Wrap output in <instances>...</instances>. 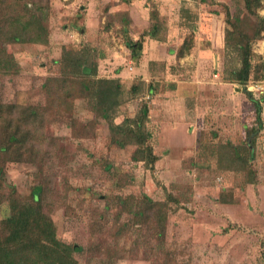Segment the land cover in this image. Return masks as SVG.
Returning <instances> with one entry per match:
<instances>
[{
    "label": "rangeland",
    "instance_id": "374dc122",
    "mask_svg": "<svg viewBox=\"0 0 264 264\" xmlns=\"http://www.w3.org/2000/svg\"><path fill=\"white\" fill-rule=\"evenodd\" d=\"M48 2V44L6 46L19 72L0 81L3 102L38 107L43 122L22 162L6 161L0 152V222L15 203L34 206L41 187V210L56 238L78 248L72 251L76 264H264V100L263 129L249 163L255 182L247 184L245 172L232 169L229 154L233 147L243 150L245 129L256 126L254 107L244 87L223 73L227 8L231 16L240 15L247 33L263 28L252 46L247 85L264 88V0L253 15L242 0ZM106 5L128 17L129 38L143 37L135 60L120 35L98 31ZM80 8L88 25L83 37L69 28ZM153 24L159 26L158 40L143 35ZM79 43L99 45V76L126 72L119 78L123 104L114 122L144 118L158 158L154 171L131 160L134 146L111 144L107 123L94 120L86 100L67 98L58 105L45 94V80L60 78L55 62L62 48ZM182 46L185 55L178 58ZM226 60L227 70L234 59ZM144 196L166 203L163 230L132 210L134 203L143 205Z\"/></svg>",
    "mask_w": 264,
    "mask_h": 264
},
{
    "label": "trees",
    "instance_id": "16d2710c",
    "mask_svg": "<svg viewBox=\"0 0 264 264\" xmlns=\"http://www.w3.org/2000/svg\"><path fill=\"white\" fill-rule=\"evenodd\" d=\"M242 1L246 12L251 15L261 7V0ZM107 5L100 12L99 17L102 16L103 20L98 31L120 35L122 44L131 51V58L135 60L142 50L143 37L135 41L129 38L128 17L121 12L110 11ZM84 16V11L80 8L69 24V28L82 37L85 27ZM48 17V0H0V81L19 72L18 63L6 50V46L47 45ZM155 17L156 15L152 16L153 19ZM224 22L226 24L223 33L225 53L223 73L226 74L224 79L229 83L243 86L245 91L251 76L252 46L259 39L263 28L259 27L252 34L247 33L240 25V15L231 16L227 8ZM158 28V25L153 24L143 35L158 40ZM97 46L99 47V45L93 47V43L64 46L60 58L55 62L60 69V78H47L42 85L44 92L58 105L67 104L69 102L67 98L86 100L87 108L94 115V120L101 119L107 123L111 144L120 148L134 146L131 160L141 162L154 171L158 158L149 143L150 136L145 129L144 118H125L119 124L114 122V116L123 104L124 89L119 78L99 76V62L103 57ZM184 55L182 46L177 52V57L182 58ZM230 58L234 59V64L226 70L229 64L226 59ZM137 91L136 85L130 87L132 94ZM149 94L152 92L149 91ZM246 96L254 107L256 126L245 129L243 150L239 152L233 147L229 154V164L233 170L245 172L246 183L253 184L254 171L249 163L254 158L256 138L263 129L261 101L264 100V96L257 100L252 98L248 91ZM147 111L148 107L142 106L143 114ZM42 122L41 109L5 103L0 94V152L4 155L3 159L11 161L14 157V161L22 162L20 160L25 153H32L33 140L37 137L36 132ZM41 192L42 188L37 187L33 197L34 206H20L17 203L11 205L9 216L0 222V264H76L72 258V251L78 248L67 246L56 238L51 218L42 212L38 201ZM219 199L228 202L224 199V194H221ZM143 202V205L140 201L134 203L132 210L145 222L157 221L158 227L163 230L167 214L166 203L154 202L146 196L143 197Z\"/></svg>",
    "mask_w": 264,
    "mask_h": 264
},
{
    "label": "built area",
    "instance_id": "2783aa9c",
    "mask_svg": "<svg viewBox=\"0 0 264 264\" xmlns=\"http://www.w3.org/2000/svg\"><path fill=\"white\" fill-rule=\"evenodd\" d=\"M246 90L250 93H258V98L263 97L262 95H264V88L258 83H255L254 85H246Z\"/></svg>",
    "mask_w": 264,
    "mask_h": 264
},
{
    "label": "crops",
    "instance_id": "0c3cea01",
    "mask_svg": "<svg viewBox=\"0 0 264 264\" xmlns=\"http://www.w3.org/2000/svg\"><path fill=\"white\" fill-rule=\"evenodd\" d=\"M85 27H88V25L86 24ZM87 29V28H86ZM126 76V72L125 71H122L121 73H119V75L116 77V78H121L123 79L124 77ZM108 78V77H107ZM110 78H114L113 76L110 77ZM122 83V81H121Z\"/></svg>",
    "mask_w": 264,
    "mask_h": 264
}]
</instances>
